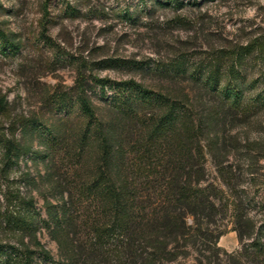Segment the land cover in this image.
Here are the masks:
<instances>
[{"label":"rangeland","instance_id":"374dc122","mask_svg":"<svg viewBox=\"0 0 264 264\" xmlns=\"http://www.w3.org/2000/svg\"><path fill=\"white\" fill-rule=\"evenodd\" d=\"M182 1L184 7L175 9L164 3L167 0H0V28L21 45L16 55H0V98L8 102L7 113L0 115V133L15 132L32 150L7 171L0 169V202L5 204V192H20L33 200L38 218L31 232L0 223V242L37 250L39 243L52 258L40 259V264H71L69 254L77 264H118L106 252L86 250L88 227L101 216L93 199L78 192L96 173L98 141L91 133L81 144L87 118L75 99L64 108L52 97L65 92L75 98L77 80L84 73L116 81L132 78L180 99L195 122L204 124L194 140L180 130L179 142L193 157L185 179L211 185L224 199L211 221L202 219L200 226L181 211L185 235L168 237L171 252L156 264H227L229 253L239 264H249L241 255L234 212L226 205L242 202L247 214L242 230L264 224V110L244 118L188 77L166 75L155 67L181 53L197 60L209 51L264 36V0ZM105 60L118 64L106 65ZM262 70L248 61L251 78ZM113 92L93 82L88 85L97 119L124 135L128 153L116 161L136 169L139 202L152 213L161 204L159 171L167 152L162 149L157 159L142 163L133 146L143 141L145 121L155 112L142 111L138 120H127L114 110ZM50 133L61 137L56 150L46 141ZM65 201L71 211L64 227L68 237L58 233L50 213L62 210ZM73 240L76 246L69 248ZM148 257L149 250L143 248L136 264L147 263Z\"/></svg>","mask_w":264,"mask_h":264},{"label":"trees","instance_id":"16d2710c","mask_svg":"<svg viewBox=\"0 0 264 264\" xmlns=\"http://www.w3.org/2000/svg\"><path fill=\"white\" fill-rule=\"evenodd\" d=\"M164 3L175 9L184 7L182 0H167ZM20 50L21 45L0 28V55H16ZM251 60L264 67V36L256 37L244 45L209 51L197 60L187 53H181L168 62L157 64L155 69L166 75L188 77L205 87L224 107L246 118L264 110V71H259L255 78H251L247 73V63ZM104 62L106 65L118 64L117 60ZM124 64H129V61L123 60ZM90 82L101 89L114 91L111 95L114 110L127 120H138L142 111L155 112L145 121L147 131L143 141L134 142L137 145L133 146L137 161L142 163L157 159L162 155V149L167 152L165 164L159 171L163 178L159 188L161 204L152 213H148V207L139 202L137 171H132L135 168L125 164L124 160L116 161L117 157L123 159L128 153L124 149L126 140L124 135H118L115 129L106 128L97 119L96 110L88 96ZM52 97L57 106L64 108L75 99L87 118L81 144L87 142L91 133L98 141L100 155L96 173L81 184L78 192L93 199L101 216V220L88 227V253L99 250L108 253L118 264H136L144 248L150 252L145 264H156L171 252L168 249L170 243L166 241L168 237L174 233L184 237L180 221L185 214L193 216L195 225L200 226V220L206 218L209 223L220 209L224 199L222 191L208 184H193L185 179L193 157L189 156L186 145L179 142L180 130L185 129L190 139L194 140L204 130V124L195 122L180 99L149 89L132 78L116 81L95 75L86 76L84 73L77 80L75 98L65 92ZM7 106V99L0 98V115L7 113ZM48 135L46 141L53 147L51 150L58 149L61 137L52 133ZM31 152L27 145L16 138L15 132L0 133L2 172L17 165L24 155ZM226 182L230 185V178ZM3 196L5 204L0 202V223L15 230L31 232L38 221L33 211V200L25 198L20 192H5ZM227 202L230 203L226 205L227 208L231 207L234 212L235 230L242 245L241 255L245 256L249 264H264V224H252L248 230H242L239 226L244 225L247 218L242 202ZM181 211H184L183 216ZM50 213L58 233L68 237L69 232L64 228L71 216L68 202H64L62 210ZM245 225L249 227V224ZM178 238L176 236V241ZM68 246L74 248V240ZM38 247V250L28 246L20 248L0 242V264H40V259L43 262L51 261L49 252L39 243ZM227 257V264H239L234 253L227 254ZM69 259L71 264H77L74 256L69 254ZM198 263L202 264V261Z\"/></svg>","mask_w":264,"mask_h":264}]
</instances>
